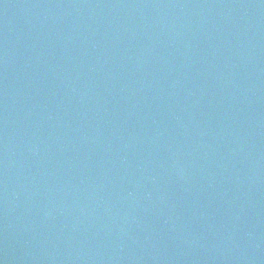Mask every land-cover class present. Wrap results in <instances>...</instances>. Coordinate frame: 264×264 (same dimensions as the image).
<instances>
[{
    "label": "water",
    "instance_id": "1",
    "mask_svg": "<svg viewBox=\"0 0 264 264\" xmlns=\"http://www.w3.org/2000/svg\"><path fill=\"white\" fill-rule=\"evenodd\" d=\"M0 264H264V0H0Z\"/></svg>",
    "mask_w": 264,
    "mask_h": 264
}]
</instances>
